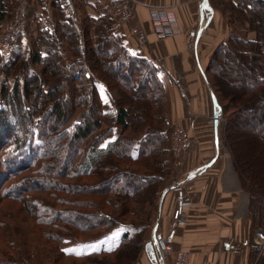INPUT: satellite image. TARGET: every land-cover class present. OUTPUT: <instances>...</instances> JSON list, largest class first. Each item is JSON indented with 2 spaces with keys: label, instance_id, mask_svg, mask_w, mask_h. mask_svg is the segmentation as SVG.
<instances>
[{
  "label": "trees",
  "instance_id": "1",
  "mask_svg": "<svg viewBox=\"0 0 264 264\" xmlns=\"http://www.w3.org/2000/svg\"><path fill=\"white\" fill-rule=\"evenodd\" d=\"M60 1L51 26L32 28L28 1V39L0 47V264H139L172 170L164 84L158 66L115 32L118 20L86 13L80 32L73 3ZM208 3L231 27L205 74L225 139L234 141L235 120L251 113L259 123L251 125L259 136L252 142L264 147V0ZM12 8L13 0H0V32ZM233 64L240 70L229 75ZM100 87L114 96L113 125L120 128L113 140ZM248 165L240 160L234 169L244 174ZM244 176L264 189L260 166ZM86 194L101 200L80 196ZM17 215L6 223L4 216Z\"/></svg>",
  "mask_w": 264,
  "mask_h": 264
},
{
  "label": "crops",
  "instance_id": "2",
  "mask_svg": "<svg viewBox=\"0 0 264 264\" xmlns=\"http://www.w3.org/2000/svg\"><path fill=\"white\" fill-rule=\"evenodd\" d=\"M112 2L91 0L90 11L110 14ZM154 8L172 11L180 32L162 39L149 32L148 42L139 46L129 28L139 21L150 30L149 17ZM134 9L136 18L127 23L116 21L114 30L133 53L158 66L168 93L167 131L181 127L189 137L179 155L171 158L172 170L163 180V189L174 187L159 200L145 241L154 242L158 260L164 264L168 258L160 255L156 237L162 239L167 234L171 236L172 249L187 252L188 264H260L264 254L258 256L254 244L264 233V203L255 209L254 200L240 188L236 171L221 148L220 112L205 75L211 53L228 35V27L222 15L204 5V0H136ZM190 32L195 34L191 49L187 47ZM193 170L196 171L186 180ZM175 187L189 196L191 204L181 209V223L172 226V213L178 206ZM139 264H152L144 250Z\"/></svg>",
  "mask_w": 264,
  "mask_h": 264
},
{
  "label": "rangeland",
  "instance_id": "3",
  "mask_svg": "<svg viewBox=\"0 0 264 264\" xmlns=\"http://www.w3.org/2000/svg\"><path fill=\"white\" fill-rule=\"evenodd\" d=\"M28 1L30 2V7H34V12L32 15L33 20H32V24L30 25V28H32L33 26L39 25V24L51 26L50 25V24H52L51 21L54 20L55 15L57 16V14H55V13H58L59 8H60L58 5V1L59 2H61V1L56 0L57 4L55 3L54 0H28ZM71 2L73 3L74 9H75L74 10V12H75L74 13V17H75L74 22H75L77 28L79 29V31L81 32L84 14L87 13L88 15L93 16L94 14H98V11H96V10H93L92 12L90 11V10H92L90 8L91 7V3H90L91 0H71ZM18 3H19V0H13L12 12ZM61 5H62V3H61ZM63 7L66 8L67 6L64 5ZM86 8H88L89 11H87ZM105 14L111 16L110 15L111 13L109 14L107 11H105ZM224 17L226 20L225 15H224ZM10 18H9V20H10ZM4 26H5V24H4ZM4 26L2 27L1 32H0V40H1V34H2L3 29H4ZM234 27L235 28L238 27V23H235ZM230 32H231V27L228 28V34ZM28 34H29V32L27 29L21 38L22 39H24V38L28 39V37H29ZM5 47H7V46L4 45L2 48H5ZM8 49H9V47H8ZM4 56H6V55H4ZM244 68L246 69V67H244ZM239 70L240 69L238 67H235L233 64L230 67L229 75H233L234 73L239 72ZM206 72H207V70L205 71V74H206ZM245 78H247L246 75H245ZM222 84H223V81H222ZM225 86H230L228 81L226 82ZM228 88H229L228 94H230L233 91V88H232V86H230ZM100 93H101L102 100L104 101V105L102 104L103 118L107 124H110L113 127V135L108 140H113L114 137L117 135L118 130L120 128L119 126L113 125V120H114L115 110H116L114 103L112 101V97L114 98V96L109 98V95L104 93V91L101 89V87H100ZM226 94H227V92H226ZM167 95H168V93L165 90L166 102H167ZM0 102H1V98H0ZM259 111L262 114V110L259 109ZM219 120H220V126H219V131H220L219 141L220 142L219 143L221 145L222 150L227 155L228 161L231 164H233L232 166L234 167L236 162L243 160V163L249 164L248 166H245L242 168V169H244V171H243V172H245L244 174H246L249 171V168L251 169V166H252L253 170L255 167L257 168V166H260L262 169H264V147L260 146V144L258 143L259 136L254 134L255 131H257V128H251L252 124H254V125L259 124L257 122V116L253 117V115L251 113H249V114L247 113V114H244L240 118H237L235 120L234 127H232V132L236 133V135L234 137V141L230 140V138L225 139V120H224L222 114H220ZM172 130H174V128L171 129L169 132L167 131V138H168L167 139L168 140L167 148L169 149L170 160H171V158L178 156L182 150L181 149L177 154H173V152L171 151V137L170 136H171ZM252 137H255V138L257 137L258 141H257L256 145L253 144V142H252L253 138ZM106 145H107V142L104 143L101 148L104 149L106 147ZM236 174H237V178L239 180L240 188L249 196V198L251 200H254V202H255L254 207L257 210V206L259 205V203L261 202V206H262V202L264 203V189H262V190H260V192H258V190L252 186L254 183H256L258 181L256 179L257 177H254V178L251 177L249 179H246L244 174H242V173L240 174L237 171H236ZM254 190H256L258 193H261V194H256L255 196L254 195L252 196V192H254ZM35 193L38 194L37 192H35ZM258 195H261V196H259V202L256 200V196L258 197ZM80 196L83 198L86 197V199H93V198L100 199L101 198L99 196H93V195H88V194H86L85 196L84 195H80ZM103 207L105 210L110 209L107 206H103ZM19 217L20 216L17 215L16 219H15L14 216H4L5 221L8 225L9 224L13 225V223H16L17 222L16 220H18ZM13 228H14V226L12 227V230H13ZM117 238H118V234L114 233L113 235H111L109 238H107L106 246L114 243V241ZM99 246H101V243L98 244V247ZM50 256H52V253L50 254ZM61 261L64 262L65 264H73L74 263V262H71L69 260L68 261L61 260ZM64 263L58 262V264H64Z\"/></svg>",
  "mask_w": 264,
  "mask_h": 264
},
{
  "label": "built area",
  "instance_id": "4",
  "mask_svg": "<svg viewBox=\"0 0 264 264\" xmlns=\"http://www.w3.org/2000/svg\"><path fill=\"white\" fill-rule=\"evenodd\" d=\"M136 0H113L111 16L119 22L127 23L136 18L134 3ZM28 0H19V3L13 10L10 20L5 24L1 34L3 45L15 44L18 39L25 33L28 25ZM150 30L145 27L143 22L136 21L131 25L129 32L135 36L139 46L148 42V33L151 32L157 38H167L175 36L180 32L175 15L172 11L164 8H154L149 17ZM195 40L194 33L187 34V47L192 48ZM171 151L177 154L188 142L189 137L186 131L181 127H176L171 133ZM178 191V206L172 213V226L180 224L181 209L191 204L189 196L181 193L180 187H175ZM163 246L160 247V255L167 259V264H188V254L182 249L174 250L171 246V236L167 234L162 238ZM254 250L259 256L264 254V233L260 240L255 242Z\"/></svg>",
  "mask_w": 264,
  "mask_h": 264
},
{
  "label": "water",
  "instance_id": "5",
  "mask_svg": "<svg viewBox=\"0 0 264 264\" xmlns=\"http://www.w3.org/2000/svg\"><path fill=\"white\" fill-rule=\"evenodd\" d=\"M204 5H206V6L209 5L208 0H204ZM200 19H201V20L203 19V12H202V10H200ZM214 103L217 104V101H216L215 98H214ZM195 171H196V170L191 171V172L188 174L186 180L189 179V178L193 175V173H194ZM173 187H174V186H169V188H173ZM169 188L167 187V188H165V189L162 190L161 195H160V202H161V200H162V197H163L164 193H165ZM156 239L158 240V244H159V246H160V247L163 246V241H162V239H160V236L157 235ZM143 250H144V252H145V254H146L148 260H149L152 264H157V263H158V264H164V263H162V262H160V261L158 260V256H157L156 250L154 249V242H153L152 240H147V241L144 242V244H143Z\"/></svg>",
  "mask_w": 264,
  "mask_h": 264
},
{
  "label": "snow or ice",
  "instance_id": "6",
  "mask_svg": "<svg viewBox=\"0 0 264 264\" xmlns=\"http://www.w3.org/2000/svg\"><path fill=\"white\" fill-rule=\"evenodd\" d=\"M92 250L94 251H98L100 250L99 248H93ZM107 250H112L111 248L107 249ZM65 251H71V252H75L76 254H82L81 252H78L76 249H66Z\"/></svg>",
  "mask_w": 264,
  "mask_h": 264
}]
</instances>
